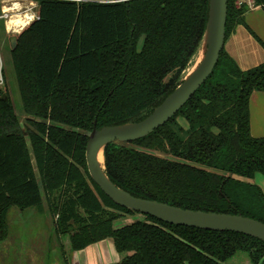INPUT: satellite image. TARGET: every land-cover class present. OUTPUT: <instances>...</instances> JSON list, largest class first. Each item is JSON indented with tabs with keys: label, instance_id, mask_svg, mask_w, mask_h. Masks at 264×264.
Here are the masks:
<instances>
[{
	"label": "trees",
	"instance_id": "16d2710c",
	"mask_svg": "<svg viewBox=\"0 0 264 264\" xmlns=\"http://www.w3.org/2000/svg\"><path fill=\"white\" fill-rule=\"evenodd\" d=\"M237 1L228 0L226 40L249 10ZM209 2L39 0L38 18L14 33L12 47L27 135L10 93L0 92V242L12 206L42 209L47 197L71 252L112 238L121 256L115 264H264V241L242 233L146 214L116 227L141 213L116 204L88 170L95 127L142 120L193 67ZM256 91H264V63L243 70L224 48L213 74L169 122L107 145V173L137 196L264 222V192L254 182L264 175V137L251 132Z\"/></svg>",
	"mask_w": 264,
	"mask_h": 264
},
{
	"label": "water",
	"instance_id": "95a60500",
	"mask_svg": "<svg viewBox=\"0 0 264 264\" xmlns=\"http://www.w3.org/2000/svg\"><path fill=\"white\" fill-rule=\"evenodd\" d=\"M227 18L228 0H210L206 30L198 47V50L202 49L201 60L181 80L180 84L142 120L105 125L101 128L95 127L89 133L86 160L94 182L120 206L174 225L237 232L264 241V222L261 220L243 214L182 208L134 195L112 180L105 164L107 145L113 142H132L144 138L169 122L213 74L225 47ZM11 43L15 49L17 36L11 37Z\"/></svg>",
	"mask_w": 264,
	"mask_h": 264
},
{
	"label": "rangeland",
	"instance_id": "374dc122",
	"mask_svg": "<svg viewBox=\"0 0 264 264\" xmlns=\"http://www.w3.org/2000/svg\"><path fill=\"white\" fill-rule=\"evenodd\" d=\"M14 2L21 5L19 10L12 12V14L15 13L16 15L22 14L21 17H16V20L18 18L23 19L27 12L34 14L35 11L34 15L37 16L38 4L35 0H0L1 10L3 7L11 8L12 3ZM2 13L3 12L1 11V14ZM14 29H16V27H14ZM14 33L16 32L13 30L11 32L8 31L5 19H1L0 47L2 48L3 53V72L5 74V85L0 87V92H4L7 89L10 93L20 119L21 130L25 134L29 133V130L31 129V123L27 119L28 114L24 112L23 102L21 99L12 58L11 37L14 36ZM143 40L144 39L141 40V43H143ZM183 73L180 80H183L184 78ZM177 121L179 126H182L185 130L188 129L189 123L186 118L180 116L178 117ZM261 176L264 178V175L261 174ZM254 182L258 184L257 180L255 181V179ZM140 218H142V214L129 215L128 217L118 220L115 223V226L121 227L134 222L135 219ZM56 219L57 217H55L50 211L47 197L44 199L42 209L31 207L21 210L17 206H12L9 209L8 214V235L3 241L0 242V264H72L70 253L73 251L71 252L69 238H67V236L63 237V239L59 238L56 232ZM110 240L115 245V242L112 238L103 239L98 243L105 241L103 246H106L105 249L110 252ZM62 244L65 247L66 255L64 254ZM92 253L94 252L92 249H90L87 253L90 254V260L85 264H95V257ZM240 255L243 256L242 254ZM236 258L240 257L238 256ZM67 260L69 263H66ZM228 264H230V262Z\"/></svg>",
	"mask_w": 264,
	"mask_h": 264
},
{
	"label": "crops",
	"instance_id": "0c3cea01",
	"mask_svg": "<svg viewBox=\"0 0 264 264\" xmlns=\"http://www.w3.org/2000/svg\"><path fill=\"white\" fill-rule=\"evenodd\" d=\"M244 19L245 23L238 25L227 38L224 48L241 69L248 70L264 63V8L262 5L249 8L244 15ZM9 32L11 31L9 30ZM250 110L253 136L264 137V91L253 93ZM256 180L264 191V178L261 174H257ZM105 241L97 242L98 244H92L86 249L70 253L72 264H85L89 261L91 253H87L90 249L94 252L92 254L95 257V264L117 263L121 259L120 254L111 240L109 242L110 252H108L105 249L106 246H103Z\"/></svg>",
	"mask_w": 264,
	"mask_h": 264
},
{
	"label": "built area",
	"instance_id": "2783aa9c",
	"mask_svg": "<svg viewBox=\"0 0 264 264\" xmlns=\"http://www.w3.org/2000/svg\"><path fill=\"white\" fill-rule=\"evenodd\" d=\"M38 4L39 0H35ZM70 1H77V2H84V1H91V2H99V3H115V2H121V1H126V0H70ZM243 4H247V6L249 8H254L256 6V1L255 0H238L237 1V5L240 6V5H243ZM4 8V7H3ZM38 8V6H37ZM35 12V11H34ZM15 15L12 14V12H9L7 14V16H5L4 13L0 14V20L1 19H5V22H6V25H7V29L8 31L10 30L8 27H9V20L13 18V16ZM38 18V13H37V16ZM25 28V27H24ZM24 28H22L20 31H14L16 33H19L21 32ZM11 31V30H10ZM3 53H2V48L0 47V87L5 85V74L3 72Z\"/></svg>",
	"mask_w": 264,
	"mask_h": 264
},
{
	"label": "bare ground",
	"instance_id": "6f19581e",
	"mask_svg": "<svg viewBox=\"0 0 264 264\" xmlns=\"http://www.w3.org/2000/svg\"><path fill=\"white\" fill-rule=\"evenodd\" d=\"M26 14H29V15H32L33 13H30V12H27ZM34 14H35V12H34ZM22 15V14H21ZM21 15L20 14H15V16H14V19H11V22L10 23H8L9 24V29L12 31H20V29H22V28H24V27H26L25 25L27 24V26L30 24V23H27V20H26V16L24 15V17H23V19H17L16 20V17H21ZM33 21V20H32ZM31 21V22H32ZM14 27H16V29H14ZM202 49L200 50V52H199V55H198V57H197V60H196V62H195V64L193 65V67L190 69V71L187 73V74H189L193 69H194V67H195V65L199 62V60H200V58L202 57ZM187 76V75H186ZM185 76V77H186ZM101 163H102V165L104 166V163H103V159L101 158Z\"/></svg>",
	"mask_w": 264,
	"mask_h": 264
},
{
	"label": "clouds",
	"instance_id": "9594fccd",
	"mask_svg": "<svg viewBox=\"0 0 264 264\" xmlns=\"http://www.w3.org/2000/svg\"><path fill=\"white\" fill-rule=\"evenodd\" d=\"M20 8H21V5L19 3H15L14 2V3H12L11 8L4 7L0 11H2L5 14V16H7V14L9 12H15V11L19 10ZM25 16H26L27 23H31L32 20H34V19L37 18L34 14H32V15L25 14ZM12 19H14V17ZM8 22L10 23L11 22V19ZM25 26H27V24Z\"/></svg>",
	"mask_w": 264,
	"mask_h": 264
}]
</instances>
